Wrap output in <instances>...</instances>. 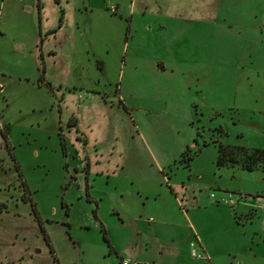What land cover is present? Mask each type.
Returning <instances> with one entry per match:
<instances>
[{"label":"rangeland","instance_id":"rangeland-1","mask_svg":"<svg viewBox=\"0 0 264 264\" xmlns=\"http://www.w3.org/2000/svg\"><path fill=\"white\" fill-rule=\"evenodd\" d=\"M219 143L264 149V0H0V264H116L100 225L156 207L264 255Z\"/></svg>","mask_w":264,"mask_h":264},{"label":"crops","instance_id":"crops-1","mask_svg":"<svg viewBox=\"0 0 264 264\" xmlns=\"http://www.w3.org/2000/svg\"><path fill=\"white\" fill-rule=\"evenodd\" d=\"M202 197L197 196V208L211 205L206 199L202 202ZM234 204L237 205V199ZM154 212V215L147 214L143 208L118 212L117 222L111 226L112 232L107 238L111 248L106 245L108 255L115 257L116 264L121 259L134 264H263V250L257 249L260 241H256L255 248L251 241L249 249L253 247V250L245 255L237 250L232 254L231 251L223 253L205 240L201 229L185 213L181 212L185 220L176 222L165 207H156ZM190 243H194L193 249L201 254L200 258L191 255Z\"/></svg>","mask_w":264,"mask_h":264},{"label":"trees","instance_id":"trees-1","mask_svg":"<svg viewBox=\"0 0 264 264\" xmlns=\"http://www.w3.org/2000/svg\"><path fill=\"white\" fill-rule=\"evenodd\" d=\"M183 159H185L186 163L188 164V160L191 159V156H188L187 158ZM223 164H235L246 170L263 168L264 149H246L243 147H230L219 143L216 149L215 165L221 166ZM100 229L102 232V239L104 240L106 245L111 248L105 234V229L102 225H100Z\"/></svg>","mask_w":264,"mask_h":264},{"label":"built area","instance_id":"built-area-1","mask_svg":"<svg viewBox=\"0 0 264 264\" xmlns=\"http://www.w3.org/2000/svg\"><path fill=\"white\" fill-rule=\"evenodd\" d=\"M16 1H20V0H16ZM222 202L225 203V204H233V200H231V198H230L229 195H228V197L223 198V199H222ZM193 244H194V243H190V247H191V249H190V253H191V255L200 258V257H201V254L196 253V252L194 251V249H193ZM119 264H134V263H132V262L129 261L128 259H121L120 262H119Z\"/></svg>","mask_w":264,"mask_h":264}]
</instances>
